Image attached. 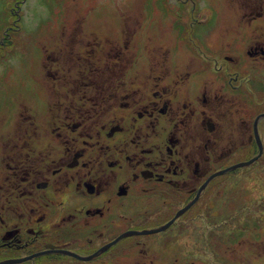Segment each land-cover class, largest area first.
<instances>
[{
	"label": "flooded vegetation",
	"instance_id": "1",
	"mask_svg": "<svg viewBox=\"0 0 264 264\" xmlns=\"http://www.w3.org/2000/svg\"><path fill=\"white\" fill-rule=\"evenodd\" d=\"M201 1L209 6L177 0V10L159 12L172 34L190 32L189 55L174 54L181 45L168 49L177 68L186 57L189 71L161 61L162 70H125L131 42L120 38L123 49L110 56L99 29L94 40L84 38L81 23L51 24L50 35L60 31L55 48L36 40L40 56L22 62L21 24L0 31V99L10 76L25 74L31 84L15 87L11 118L0 116V264H160L164 254L151 251V236L184 223L180 232L190 237L197 221L216 222L213 195L240 190L239 171L264 159L263 150L251 166L213 178L244 163L246 149L260 153L256 124L264 149V18L239 20L219 0ZM262 10L264 3L254 7ZM9 30L18 35L13 55ZM76 31L82 38L69 45L66 35ZM62 61L65 78L45 77ZM228 174L235 184L214 188Z\"/></svg>",
	"mask_w": 264,
	"mask_h": 264
},
{
	"label": "rangeland",
	"instance_id": "2",
	"mask_svg": "<svg viewBox=\"0 0 264 264\" xmlns=\"http://www.w3.org/2000/svg\"><path fill=\"white\" fill-rule=\"evenodd\" d=\"M226 1L227 3L225 0H219L224 3V7L229 8V13H237L235 14L236 19H249L256 16L264 18L263 10L260 15L257 11L254 13V7L260 9V5L264 3L263 0H261V4L258 0L256 6L252 5L256 0ZM199 2L202 7L209 6L201 0ZM188 5L187 3L186 6ZM180 6L184 5L180 4ZM172 8L178 9L177 0H0V31L4 33L9 26L19 22L22 28L21 43L26 44L27 56L30 54L29 46L31 50L37 46L33 42L34 40H37L38 44L41 43L42 48L46 45L48 51L55 48L60 31H55L50 35L48 31L53 27L52 25L81 23L84 28L82 31L84 38L94 40L95 28L99 29V35L104 43L102 49L111 54L110 56L117 55L123 49V45L118 41L120 38H126V44L127 41L131 42L129 47L132 51L129 55L135 61L132 62L133 60L130 59L127 66L129 68L126 67L125 70H162L159 68V61H161L162 64H167V67H172L173 70L189 71L186 57L180 58L178 60L179 68L176 67L178 56H174L172 50L175 46L181 45L180 51L174 54L189 55L185 52H189L185 39H189L190 32L179 30L178 34L184 40L182 41L177 33L172 34L169 24L162 23L164 22L162 14L159 13L172 12L170 10ZM18 14L21 17L20 20H18ZM225 18H231V14ZM236 19L231 22H236ZM169 21L172 23V20ZM114 23L119 24L117 28L120 30V37L117 36ZM14 32L13 30L7 31L8 34L5 33V37L10 38ZM79 33L80 31H76L74 34L67 33V43L73 45L76 40L82 38ZM113 44L114 47H112ZM168 49H172L170 53H168ZM69 52L71 49L67 51V53ZM35 53L39 56L41 54L39 51ZM26 56H21L22 62ZM49 56L52 55L46 51L41 57L44 70L48 65L45 59L47 60ZM50 64H52L50 70H53L54 73L48 70L45 77L48 78L56 73L59 78H65L64 68L66 65L63 61ZM106 69L107 71H122L121 67ZM28 70L26 68V71ZM260 70L262 71L264 68L261 67ZM206 71L210 70L206 68ZM16 76L17 74L8 77L6 85L8 88L0 99V116L5 115L8 119L11 118L13 112L15 87L23 89L31 87L27 81V75ZM56 79L58 81L56 86L60 88L61 84L58 78ZM46 82L49 86L48 80ZM261 95L263 98L264 88ZM75 103L77 104L78 100ZM261 110L264 112V104L261 106ZM4 128L5 125L1 123L0 131ZM254 153L255 151L246 149L244 157L239 162L251 160ZM260 164L263 167L255 168ZM260 164L239 171L244 173L240 190L235 186L225 190L226 192L224 195L221 194V197L213 195V204L220 202L218 207L220 211H217L215 213L217 216L213 218L216 222L206 224L200 223V220L197 221L195 223L196 232L191 233L194 236L190 237L188 231L180 232V229L185 226L184 223L174 226L167 234L151 236L148 239L152 247L151 251L164 254L163 262L160 264H264V206L259 205L261 202L259 199L264 197V193L260 196L258 192L260 187L264 188V159ZM253 172L257 174L254 175ZM234 177L235 174L218 177L213 182L214 188L222 181L235 184L236 178ZM255 195L258 196L257 201L253 199ZM239 205L243 206V212L237 208ZM196 214H199V211ZM224 221L229 224V228L221 235L215 229ZM236 233L239 234L238 239L232 240V236ZM88 254L89 252H81V255L84 256ZM13 256L19 255L13 254ZM43 259L46 257L41 258L40 261Z\"/></svg>",
	"mask_w": 264,
	"mask_h": 264
},
{
	"label": "trees",
	"instance_id": "3",
	"mask_svg": "<svg viewBox=\"0 0 264 264\" xmlns=\"http://www.w3.org/2000/svg\"><path fill=\"white\" fill-rule=\"evenodd\" d=\"M22 31V30H21ZM21 34V35H20ZM20 34H19V36L16 34H12V35H10L11 37H10V46H9V49H10V54L11 55H13L14 54V52H15V49H16V44L13 42V39L14 38H17L16 36H18V39H19V44L21 45V52H20V54H21V56H26V54L28 53L27 52V49H26V47H25V43H21V36H22V33L20 32ZM35 41L36 40H34L33 42L35 43ZM36 44V43H35ZM29 51H30V54H28L27 56H26V58H25V60L24 61H28L30 58H31V56H33L34 55V47L32 48V50H31V48H30V46H29ZM261 167H263L262 165H261ZM253 174L254 175H256L257 173L256 172H253ZM258 192H259V194H260V196H261V194H263L264 193V188L263 187H260V189L258 190ZM258 198V196L257 197H253V199L254 200H256ZM262 199V200H261ZM261 202L259 203V205L260 206H264V197H261L260 199H259ZM250 201V200H249ZM257 201V200H256ZM229 228V224L226 222V221H224V223L223 224H220V225H218L217 226V229H215V231H218L221 235H223L224 234V232H226L227 231V229ZM213 233H214V231H213ZM234 239H238L237 237H234V238H232V240H234Z\"/></svg>",
	"mask_w": 264,
	"mask_h": 264
},
{
	"label": "water",
	"instance_id": "4",
	"mask_svg": "<svg viewBox=\"0 0 264 264\" xmlns=\"http://www.w3.org/2000/svg\"><path fill=\"white\" fill-rule=\"evenodd\" d=\"M258 120H259V119H257L256 123L258 122ZM256 135H257V136H256V138H257V143H258L259 148H260V153H259L256 157H254L253 159H251V160H249V161H247V162H244V163H242V164L235 165V166H233V167H230V168H228V169H226V170H223V171H221V172L215 174V175L213 176V178H215L216 176H220V175L227 174V173H229V172H231V171H233V170H235V169H237V168H240V167H244V168L249 167V166H251L254 162H256L257 160H259L260 157H261L262 154H263V150H264V149H263V143H262V141L260 140V137H259V135H258V127H257V124H256ZM190 206H191V204H190L187 208H184V209L180 212V214L177 215L176 218H178L179 215H182L185 211H187V210L189 209ZM174 221H175V220L169 222L168 224H166L165 226H163V227H162L161 229H159V230L150 231V232H147V233L150 234V233H154V232H156V231H165V230H167V229H168V228L174 223ZM120 239H121V238L117 239L116 242H118Z\"/></svg>",
	"mask_w": 264,
	"mask_h": 264
},
{
	"label": "bare ground",
	"instance_id": "5",
	"mask_svg": "<svg viewBox=\"0 0 264 264\" xmlns=\"http://www.w3.org/2000/svg\"><path fill=\"white\" fill-rule=\"evenodd\" d=\"M260 195V194H259ZM257 197V195L254 196V198Z\"/></svg>",
	"mask_w": 264,
	"mask_h": 264
}]
</instances>
